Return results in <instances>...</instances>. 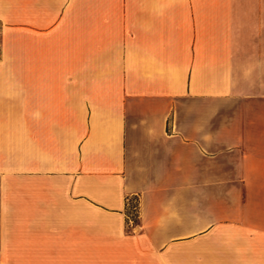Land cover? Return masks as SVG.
<instances>
[{"label": "crops", "instance_id": "crops-1", "mask_svg": "<svg viewBox=\"0 0 264 264\" xmlns=\"http://www.w3.org/2000/svg\"><path fill=\"white\" fill-rule=\"evenodd\" d=\"M0 264H264V0H0Z\"/></svg>", "mask_w": 264, "mask_h": 264}, {"label": "rangeland", "instance_id": "rangeland-1", "mask_svg": "<svg viewBox=\"0 0 264 264\" xmlns=\"http://www.w3.org/2000/svg\"><path fill=\"white\" fill-rule=\"evenodd\" d=\"M138 206V203L134 200V199H131L129 201V210L127 212V214H129L128 216V220H129V231L128 232H131L132 231V227L133 225L135 226V222L138 221L137 219V216H138V212H136V207Z\"/></svg>", "mask_w": 264, "mask_h": 264}, {"label": "trees", "instance_id": "trees-1", "mask_svg": "<svg viewBox=\"0 0 264 264\" xmlns=\"http://www.w3.org/2000/svg\"><path fill=\"white\" fill-rule=\"evenodd\" d=\"M135 200V199H134ZM130 201V200H129ZM137 208V207H136ZM129 210V209H128ZM127 216H129V214H127ZM137 219H138V216H137ZM138 223V221L137 222H135V224H137Z\"/></svg>", "mask_w": 264, "mask_h": 264}]
</instances>
